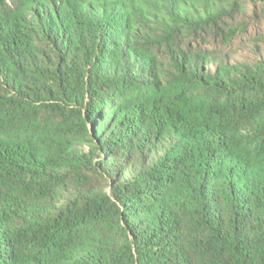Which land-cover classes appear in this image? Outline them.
Wrapping results in <instances>:
<instances>
[{"label": "trees", "instance_id": "1", "mask_svg": "<svg viewBox=\"0 0 264 264\" xmlns=\"http://www.w3.org/2000/svg\"><path fill=\"white\" fill-rule=\"evenodd\" d=\"M0 264H264V0H0Z\"/></svg>", "mask_w": 264, "mask_h": 264}]
</instances>
